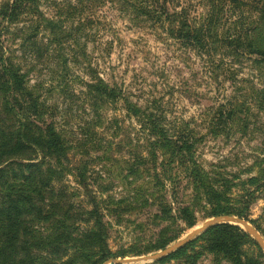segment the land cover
Masks as SVG:
<instances>
[{"label":"rangeland","instance_id":"rangeland-1","mask_svg":"<svg viewBox=\"0 0 264 264\" xmlns=\"http://www.w3.org/2000/svg\"><path fill=\"white\" fill-rule=\"evenodd\" d=\"M12 1L0 0V53L25 89L8 99L17 118L36 131L51 123L64 138L62 159L39 154L32 163L51 169L60 214L85 228L96 209L104 261L157 253L221 209L264 245V59L238 39L264 0H27L4 19ZM182 25L198 40L182 38ZM0 118L8 125L12 116ZM148 192V203L164 195L168 216L142 203ZM234 226L251 239L243 252L264 264L252 234ZM202 233L126 264H230L201 248Z\"/></svg>","mask_w":264,"mask_h":264},{"label":"trees","instance_id":"trees-1","mask_svg":"<svg viewBox=\"0 0 264 264\" xmlns=\"http://www.w3.org/2000/svg\"><path fill=\"white\" fill-rule=\"evenodd\" d=\"M26 1L13 0L3 11V18L13 19L15 10H23ZM259 3L251 6V11L257 13L256 21L242 35L238 33V39L246 44L249 52L264 59V2ZM180 30L182 38L198 40L196 29L182 25ZM22 78L23 74H19L0 53V91L4 95L0 114L4 112L12 116L8 125L0 123V264H100L108 257L109 251L105 226L96 209L91 212L94 220L85 228L80 227L67 211L60 214L61 197L51 185V169L41 170L40 164L32 163L39 154L59 161L66 155V145L51 123L36 131L35 125L16 117L8 96L16 97L9 94L24 91ZM35 103V100H29L27 105L35 111ZM13 121L17 126L12 125ZM182 144L189 150L187 141ZM24 161L27 163H22ZM200 186L204 190L210 188ZM197 189L201 191L199 187ZM202 192L207 198L208 191ZM146 193L142 196V203L155 204L160 214L168 216L170 204L164 201V195L160 193L148 203V197L152 195ZM67 206L72 207L70 203ZM186 213L184 208L180 216ZM229 213L221 209L212 214ZM39 222H43L42 227L37 226ZM199 238L206 242V247L201 246L203 250L223 254L230 264H260L258 257L243 252V246L251 243V239L237 226L219 224L207 229ZM160 243L161 246L166 244ZM188 245L193 247L191 243ZM188 245L170 256L183 254Z\"/></svg>","mask_w":264,"mask_h":264},{"label":"water","instance_id":"water-1","mask_svg":"<svg viewBox=\"0 0 264 264\" xmlns=\"http://www.w3.org/2000/svg\"><path fill=\"white\" fill-rule=\"evenodd\" d=\"M223 223L243 226L246 230H248L252 234V236L254 237L256 242L258 243V245L264 251V245L259 241L257 236L254 235L253 231L248 227V225L246 224V222L243 219L236 217V216H231V215H220V216H216V217H213V218L205 221L204 223L201 224V226L199 228L194 230L189 236L183 238L182 240H180L177 243H174L172 245L165 247L163 250H161L157 253H154L152 255L140 256V257L132 258V259L110 258L107 261L102 262L101 264H126V263H131V262H139V261L159 259L160 257H162V256L174 251L175 249L179 248L181 245H184L185 243H187L188 241H190L191 239H193L194 237H196L197 235H199L203 231L207 230L208 228H210L214 225L223 224Z\"/></svg>","mask_w":264,"mask_h":264}]
</instances>
